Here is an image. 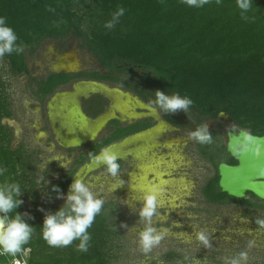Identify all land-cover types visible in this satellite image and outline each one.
Returning <instances> with one entry per match:
<instances>
[{
    "label": "trees",
    "instance_id": "trees-1",
    "mask_svg": "<svg viewBox=\"0 0 264 264\" xmlns=\"http://www.w3.org/2000/svg\"><path fill=\"white\" fill-rule=\"evenodd\" d=\"M252 5L244 20L236 0H208L201 8L189 7L184 0H0V16L7 18L17 43L24 46L20 55L13 53L0 60L10 74H26L27 56L40 44L75 37L103 70L119 74L117 82L142 99L150 96L155 100L156 91L186 96L193 101L188 113L199 127L208 121L217 122L224 114L230 124L263 137L264 0H252ZM121 8L124 14L107 28L105 25ZM95 77L110 80L99 73ZM131 77L139 80L127 82ZM65 81L67 78L48 76L38 84L40 96L51 94ZM6 103L0 79V122L9 116ZM9 143L7 128L0 123V169H4L0 184L19 183L26 193L27 185H22L18 176L24 168ZM201 148L200 156L215 169V176L203 187L204 202H238L264 213V202L252 194L247 193L248 200H239L220 191L217 163ZM111 207L102 206L88 229L91 239L87 252L79 251V240L66 247L49 246L42 238L43 221L25 215V222L33 227L32 237L22 250L28 253L26 264H112L114 250L119 247L112 244L117 230L104 211H114ZM17 212L24 214L21 205ZM166 257L171 260L178 256L169 253ZM14 259L20 260L21 255L0 256V264H10ZM254 259L249 264H264L262 257Z\"/></svg>",
    "mask_w": 264,
    "mask_h": 264
},
{
    "label": "flooded vegetation",
    "instance_id": "flooded-vegetation-1",
    "mask_svg": "<svg viewBox=\"0 0 264 264\" xmlns=\"http://www.w3.org/2000/svg\"><path fill=\"white\" fill-rule=\"evenodd\" d=\"M84 51L81 50L75 37H67L61 41L48 40L40 44L35 52L28 56L29 59L35 57L34 59L38 61L37 64L32 67L33 70H31L32 68L27 64L26 74H11V78L27 77L29 81L27 87V92L29 94L21 96L20 99L18 98L19 104H21V108L18 111L15 110L16 104L13 102L14 98L12 94H9L10 92L7 87L10 85L8 81L0 77L4 84L5 96L7 99L6 111L9 114L8 117H3L0 123L3 127L7 128V133H9L10 151L13 153V156L20 161L24 168L19 172L18 176L20 180H23L22 185H27L25 195L35 201L38 198V188L43 189V194L45 193L50 196L58 197L65 194L67 196V194H69L70 185L75 179H80L84 182V166L90 162V157L98 155L107 147L118 144L128 137L142 135L157 126L158 123L149 116L152 114L150 111L136 107L134 110L136 115L135 118H130L126 115L123 116L116 112V118L110 120L102 127V129L98 131L95 139L91 142L74 145V142H72L68 134H66V136L63 135L62 137H65L67 141V145H65L59 139V137H61V133H59L61 130L58 121H60L64 115L66 119L69 117L66 110L68 109L71 111L72 104L66 103L62 105L61 101L66 95L74 93V89L80 88V85L84 82L100 83L106 85L110 89L129 94L131 97L137 98L138 101L146 107H148L150 102L154 101L150 96H147L146 99H142L135 92L118 83L117 81L119 80L117 78H119V74L106 72L101 68L100 64L91 53L86 50ZM0 61L3 62L2 60ZM95 73L108 77L110 80L98 79L95 77ZM51 75H56L61 79L62 77L67 78V81L56 87L51 94L42 98L39 94L38 84ZM25 98L30 100L27 104L25 103ZM113 99L114 98L108 99L100 93L90 94L87 98L83 97L80 99V110L87 118L96 119L112 108L111 100ZM115 100L120 103V106H122V102L125 103L124 98L119 101V98L116 97ZM154 111L169 127L161 131L162 135L157 142L159 145L156 148L146 152H134L122 159H118L117 162L120 164V174L118 177L119 180H125V177H122L124 171H130L131 186L129 192L131 196L129 197V204H127V206L131 209L133 215H138L139 210L143 206V194L149 188H157L160 189V192L157 195V210L156 215L152 218V226L158 229L159 227L157 226L159 224L165 223L164 226L168 230L179 228L187 229L185 226L181 227L180 224L184 220L183 215H185L182 209H189L188 211L191 214H195L199 212V210H202L200 208L202 204L209 207H211L210 205H212V207L223 206V204L213 205L203 203V201L195 199L194 194L189 191L184 195V200L182 199L180 201L182 198L179 196L180 191L176 192L170 190V187L173 186L174 183L180 182L178 179H184L183 176H185V173L182 172L184 167L179 168V170L171 169L174 177L169 178L167 174H163L155 167L156 163L159 162L158 159H172L176 164V161L180 159L181 156L184 157L183 155H190L192 152L200 154V148L204 147L206 144H200L189 137V133L194 131L199 125L195 121L193 124L188 123L181 112L166 114L158 108ZM18 117L21 118L19 119ZM222 120L227 121L228 125L218 124ZM70 121H72V119ZM203 125L209 126L211 128L209 133L216 132L218 137L223 133V143L219 144L220 141L218 139V146L228 159V163L220 161L217 163V169L222 163L229 166L237 165V162L226 150V141L229 132H237L240 128L230 124L228 118H221L220 116L217 122L208 121L203 123ZM114 136L119 137L112 140L110 144L106 146H99L105 142V140L111 139ZM69 139L71 140L69 141ZM145 144L146 143L142 142L137 143V145L133 144L127 149L122 150V153H127L128 151L133 152L137 148L141 149ZM187 166L188 165L185 167ZM98 171V173L106 171V166L98 169ZM93 172L86 174L85 178H89L90 176L95 177L94 174L97 173L93 174ZM214 176L215 169L210 178ZM189 182L192 183V186H190L191 190L196 191V186H194L196 183L192 180ZM63 185H66L63 190L53 191V188L56 189V187H58L60 189ZM203 187L197 190L198 194L201 196ZM124 189L125 186L123 188L114 189L115 196L119 194V197H124L127 192V190L125 191ZM243 199L248 200L250 196L246 194ZM251 200L255 201L254 199ZM174 203L180 204V206L173 205ZM63 205L50 211L47 215L60 209ZM107 205L113 207V204L109 202ZM113 223L116 224L115 221ZM143 228L144 226H142L141 231ZM172 233L173 232H170V235H172ZM173 236L174 235L171 237L175 238V236ZM182 243L185 242L182 241Z\"/></svg>",
    "mask_w": 264,
    "mask_h": 264
},
{
    "label": "rangeland",
    "instance_id": "rangeland-1",
    "mask_svg": "<svg viewBox=\"0 0 264 264\" xmlns=\"http://www.w3.org/2000/svg\"><path fill=\"white\" fill-rule=\"evenodd\" d=\"M79 45L81 42L76 38ZM84 51L83 48H81ZM85 53V51H84ZM35 58V57H34ZM29 59L27 56V64L30 68L37 64V59ZM43 64V63H42ZM33 70V68L31 69ZM0 77L8 81L9 94H12L13 102H15V110L18 111L21 108L19 100L21 96L28 95V79L27 77H15L11 78V74L4 62L0 61ZM8 77V78H7ZM131 79V80H130ZM129 82H136L139 78L131 77ZM133 79V80H132ZM143 84V81H141ZM30 100L25 98V103L27 104ZM182 115L185 117L186 121L193 124L194 120L192 116L183 111ZM19 119L21 117H18ZM23 118V117H22ZM220 125H228L227 121H220ZM208 131L211 130L209 126ZM212 142L201 148V152L209 153L207 157L212 158L216 163L223 161L228 163V159L222 153L218 146L223 143L222 134L217 138V133H211ZM180 157L176 164L172 159H158L155 167L162 172L167 174L169 178L174 177L172 175L171 169L179 170L183 168L182 172L185 173L184 179H178L176 184L170 187L171 191H180V201L186 195L187 191L192 192L195 199L204 202V197L198 194L200 187L210 179L212 173H214V167L211 162L206 158H202L199 153L195 154L192 152L190 155H183ZM87 164V163H86ZM188 165L187 167H185ZM48 168V167H47ZM1 172L4 169H0ZM100 171V170H99ZM98 170L93 172L95 177L90 176L85 178L84 183L87 184L93 191V194L104 201L103 205L113 204L114 211L104 210L111 216L110 222L114 224L117 234H115L116 239L112 240L118 250L115 248L114 256L115 260L111 262L112 264H226L227 261L238 256L240 252H247L248 260L246 264L251 263L254 257L264 259V213L259 210L249 208L243 203L233 202L229 204H223V206H213L201 205L199 212L191 214L189 209H182L183 221L180 223L181 227L174 230H168L165 228L164 224H159L157 230L161 233L162 239L159 244L154 246L150 252L144 253L138 245V235L144 226V221L139 218L137 214L132 213L131 209L127 206L129 204V197L131 196L130 190V171H124L122 177L125 180H119L117 178H111L106 171ZM182 175V174H181ZM93 177V178H92ZM92 179V180H91ZM192 180L196 183V191L191 190ZM175 180V179H174ZM187 181V182H186ZM47 186V185H45ZM125 186L126 195L124 197L119 194L115 196L114 189L123 188ZM184 189V191H183ZM43 189L38 188V198L37 200L30 199L26 193L22 192L20 196L23 203L21 208L23 213H27V217L34 219L37 222H42L45 215L50 211L58 208L59 206L65 204V195H60L58 198L56 196H50L48 194L42 193ZM184 200V199H183ZM202 203V202H201ZM126 204V205H125ZM180 206V204H173ZM207 206V207H206ZM204 209V210H203ZM186 211V212H185ZM204 211V212H203ZM194 215V216H193ZM199 231H204L208 238V244L205 245L196 239V233ZM170 232L175 238H172ZM173 236V237H174ZM185 242V243H182ZM251 243V247L249 244ZM177 255L175 259H168L166 254ZM21 259H14L10 261V264H26L28 258L27 252L19 253ZM255 260V259H254Z\"/></svg>",
    "mask_w": 264,
    "mask_h": 264
},
{
    "label": "clouds",
    "instance_id": "clouds-1",
    "mask_svg": "<svg viewBox=\"0 0 264 264\" xmlns=\"http://www.w3.org/2000/svg\"><path fill=\"white\" fill-rule=\"evenodd\" d=\"M189 7L201 8L208 0H184ZM219 3L220 0H217ZM236 6L241 12V18L248 19L245 15L249 12L252 0H236ZM124 14V9H119L113 15L112 22L105 26L112 28L120 16ZM17 35L9 26L7 18L0 16V57L13 53L20 55L24 51V46L17 43ZM193 101L189 97L180 95H166L164 92L156 91L155 100L150 102L148 107L154 110L158 108L166 114L178 111L187 112ZM189 137L200 144H210L212 135L207 129V125L197 127L189 133ZM258 138L252 135L244 136V143L241 145L245 153H251L255 149L259 153L260 146ZM94 162L102 163L106 166L107 173L112 177L120 174V164L117 162L115 154H110L108 149H104L100 156L90 157ZM53 191H58L53 188ZM160 189L149 188L142 196L143 206L139 210L138 216L144 221V228L139 232L138 245L144 253L159 244L162 235L152 226V218L156 215L157 195ZM22 189L19 183L0 184V256L15 257L21 253L23 247L29 243L33 227L25 222L24 216L17 209L23 203L19 198ZM58 198H61L58 196ZM65 199V204L52 214L44 217L42 223V238L52 247H66L74 240H79L78 249L87 252L91 239L88 229L91 227L95 217L101 211L104 201L97 198L90 187L80 179H75L70 185L69 194ZM30 218V217H29ZM264 223V221L260 222ZM196 239L207 245L208 238L204 231L196 233ZM251 247V243L249 244ZM248 260L247 252H240L238 256L227 261L226 264H246Z\"/></svg>",
    "mask_w": 264,
    "mask_h": 264
},
{
    "label": "water",
    "instance_id": "water-1",
    "mask_svg": "<svg viewBox=\"0 0 264 264\" xmlns=\"http://www.w3.org/2000/svg\"><path fill=\"white\" fill-rule=\"evenodd\" d=\"M95 93H100L108 99L114 98L111 100L112 108L96 119H89L83 115L80 110V99L83 97L87 98L90 94ZM116 97L119 98V101L124 98L125 103L122 102V106H120V103L115 100ZM66 103L72 104L71 111L68 109L66 110L69 117L66 119L64 115L62 119L58 121L61 130V132H59L61 133V137H59V139L65 145H67V141L65 137L62 136H66V134L71 137L74 145L93 141L98 131L102 129V127H104L110 120L116 118V112L130 118L136 117L134 113L136 107L152 113L149 116L158 122L157 126L142 135L128 137L122 142L106 148L109 150L110 154L116 155L117 160L134 152H146L156 148L159 145L157 142L162 135L161 131H163L164 128L169 127L153 109L146 107L144 104L139 102L137 98H133L129 94H124L119 90L110 89L106 85L96 82H84L81 84L80 88L74 89V93L66 95L61 101L62 105ZM219 116L221 118H227L224 114H220ZM71 119L72 121H70ZM245 135L251 134L243 129H239L237 132L231 131L228 133L226 150L228 154L237 162V165L229 166L222 163L218 166V186L220 191L229 197L240 200L243 199L247 193H250L257 199L264 202V136H255L258 138L257 143L260 146L259 153H256L255 149L251 153H245L241 147L244 143ZM71 139H69V141ZM139 142L146 144L141 149L137 148L133 152L128 151L127 153H122V150L127 149L133 144L137 145ZM101 153L102 151L96 156H100ZM103 167H105L104 164L94 162L91 159L90 162L84 166V175Z\"/></svg>",
    "mask_w": 264,
    "mask_h": 264
}]
</instances>
